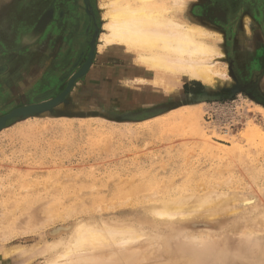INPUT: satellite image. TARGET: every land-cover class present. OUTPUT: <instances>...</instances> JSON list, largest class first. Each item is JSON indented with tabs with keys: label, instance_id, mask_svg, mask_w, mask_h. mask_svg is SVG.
<instances>
[{
	"label": "rangeland",
	"instance_id": "374dc122",
	"mask_svg": "<svg viewBox=\"0 0 264 264\" xmlns=\"http://www.w3.org/2000/svg\"><path fill=\"white\" fill-rule=\"evenodd\" d=\"M164 1L174 11L167 17L210 33L200 39L219 51V80L175 86L136 53L103 46L106 0H0V117L61 96L0 127V264H45L47 245L75 225L136 224L167 196L209 191L226 203L160 222L159 257L139 264H226L209 249L186 262L187 235L219 238L264 211V0ZM248 193L256 202L233 211V199ZM245 248L228 264H260Z\"/></svg>",
	"mask_w": 264,
	"mask_h": 264
},
{
	"label": "bare ground",
	"instance_id": "6f19581e",
	"mask_svg": "<svg viewBox=\"0 0 264 264\" xmlns=\"http://www.w3.org/2000/svg\"><path fill=\"white\" fill-rule=\"evenodd\" d=\"M173 2L175 6L178 3L180 4L178 0H173ZM105 3L107 22L105 32H103L104 35L101 36L103 46L116 43L120 47H124L125 50L136 53L137 60L140 63L147 64L151 69H160L172 74L171 77L174 78L173 83L175 86L188 78L199 79L205 84H212L219 80L218 78L223 77L212 68L214 64L212 57L218 55L219 51L213 44L200 39L201 36L210 35V33L198 24H188L186 20L167 17L169 12L174 11L171 7H167L166 1L106 0ZM216 35L218 36L217 33ZM170 78L165 76V81H169ZM246 137L253 139L257 136L251 133ZM248 194L245 197H236L233 199L234 201L231 200L233 211L236 209H250L257 198L253 197L252 194L251 196ZM219 195V193L213 195L209 191L200 195L183 192L175 199L167 196L165 200H159L150 205L151 217L147 214L145 220H143L145 222L138 221L136 224L129 223L127 226L96 224L94 222L75 225L76 227H74L69 238H61L47 245L46 250L50 253V256L45 264H139L141 258L144 261H150L153 259L156 246L159 243L155 234L161 231L160 222H174L194 217L200 212H213L217 207L226 203L222 201V198L215 200L220 198ZM154 220L157 223H154ZM59 229H53V233H56ZM198 233L187 235L188 242L187 245H184L185 249L181 248L183 245L180 246L182 252L178 254L182 255L184 250L185 256L183 254V257L186 262L200 258L198 255L204 253L203 250L209 249V252L215 256L212 255L213 258L228 264L229 259L235 254L245 253L246 245L255 249L260 264H264V211H257L249 220L247 219L239 227L225 232L219 238L213 234L202 233V231ZM169 234L176 235V229L170 226ZM142 238L154 242L149 243L147 247L140 250L136 246H134L135 250L126 248L140 239L142 240ZM215 238H218V240L215 241ZM156 242L158 243L156 244ZM190 244L197 248L190 247ZM175 248L179 250V245ZM18 249L21 257L23 249ZM41 249L44 248L41 247ZM13 250V254H16L14 256H19L17 248L12 249L11 252ZM103 250H107V253L100 252L96 254L98 251ZM171 251L170 249L169 252ZM38 252L40 253V251ZM93 252L95 254H91ZM9 253L7 254L9 255ZM206 254L208 253L204 255L209 256ZM27 260L30 259L27 258L25 261ZM191 263L193 264V262Z\"/></svg>",
	"mask_w": 264,
	"mask_h": 264
},
{
	"label": "water",
	"instance_id": "95a60500",
	"mask_svg": "<svg viewBox=\"0 0 264 264\" xmlns=\"http://www.w3.org/2000/svg\"><path fill=\"white\" fill-rule=\"evenodd\" d=\"M60 98L61 96H58L48 101H43L40 103H35V104L15 108L10 113L0 117V127L1 125L4 124L5 120L8 118H11L14 116H20V115H27L29 113H33L36 111H42L46 109L48 106L55 104Z\"/></svg>",
	"mask_w": 264,
	"mask_h": 264
},
{
	"label": "flooded vegetation",
	"instance_id": "af4514ba",
	"mask_svg": "<svg viewBox=\"0 0 264 264\" xmlns=\"http://www.w3.org/2000/svg\"><path fill=\"white\" fill-rule=\"evenodd\" d=\"M253 42L255 43V40H253ZM256 42H257V41H256ZM248 45L250 46V48H253V43H252V42H251V44H250V43H249V44L247 43V46H248ZM253 62H254V60H252V59L249 58V59L247 60L246 65L251 66V64H253ZM252 95H253V96L255 95V97H257V95H256L255 93H253V92H252ZM258 96H259V95H258Z\"/></svg>",
	"mask_w": 264,
	"mask_h": 264
},
{
	"label": "crops",
	"instance_id": "0c3cea01",
	"mask_svg": "<svg viewBox=\"0 0 264 264\" xmlns=\"http://www.w3.org/2000/svg\"><path fill=\"white\" fill-rule=\"evenodd\" d=\"M197 80H199V79H197ZM201 81V80H200ZM202 82V81H201ZM202 83H204V82H202ZM205 84V83H204Z\"/></svg>",
	"mask_w": 264,
	"mask_h": 264
},
{
	"label": "trees",
	"instance_id": "16d2710c",
	"mask_svg": "<svg viewBox=\"0 0 264 264\" xmlns=\"http://www.w3.org/2000/svg\"><path fill=\"white\" fill-rule=\"evenodd\" d=\"M186 88V87H185Z\"/></svg>",
	"mask_w": 264,
	"mask_h": 264
}]
</instances>
